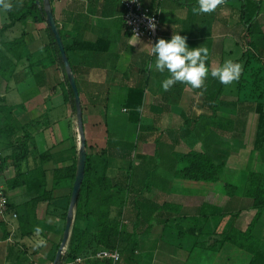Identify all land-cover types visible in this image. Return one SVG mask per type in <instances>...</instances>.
Listing matches in <instances>:
<instances>
[{"label":"trees","instance_id":"trees-1","mask_svg":"<svg viewBox=\"0 0 264 264\" xmlns=\"http://www.w3.org/2000/svg\"><path fill=\"white\" fill-rule=\"evenodd\" d=\"M49 1L51 3L52 0ZM248 1L247 3L246 0L242 16L245 25H249L246 33H252L254 30L252 24L259 14L260 6L254 0ZM8 2L12 7L8 10L7 21L0 26V79L6 83H10L14 78L16 82H20L27 77L25 69L17 72L16 64L28 59L26 24L30 21L46 23L43 0H8ZM46 32L56 57L63 64L59 47L47 23ZM246 46L238 91L232 89L231 93L226 95L225 85L211 75L208 77L210 88L201 91L213 100L212 126L221 134L228 133L243 137L248 115L251 112L256 115L252 148L245 168L240 171V182H226L223 185L224 194L227 196L225 203L214 204L202 199L197 205L186 209L182 204L172 201L165 200L158 203L155 198H146L143 193L151 189V183L148 185L142 183L156 180L158 174L156 165L153 164V167L145 172L147 175L142 177L140 164L144 162H139L136 166L133 163L135 156L140 157L136 154V143L140 141V135L136 141L109 138L106 146L99 153L89 154L86 150L84 177L74 207L67 247L61 254L60 264L72 263L77 257L84 259L82 264H151L152 260L149 257L138 252L137 236L150 233L153 223L162 226L160 236L162 240L166 237L168 238V241L164 239L166 243L170 242L168 244L179 249L186 247L188 256L198 248L201 251L219 253L229 244L246 253L247 264H264V232L258 228L264 213V172L251 168L256 152H260L264 157L262 85L264 75L260 74L258 66L252 65L253 60L259 61L255 59L253 51L258 52L260 49L252 41L247 42ZM65 77L67 83L65 98L70 103L72 114L76 116L73 90L67 74ZM130 94V107L140 109L143 92L131 90ZM221 108L227 109L228 118H215ZM14 109V105H6L5 96H0V135L8 139L10 145L14 147L8 155H3L0 151V172H3L9 163L13 167L14 174L6 179V186L9 190L23 187L28 198L20 204L11 203L9 200L8 211L17 213L19 239L37 237L35 233L40 236L44 234L43 237H48V241L50 234L54 235V238L59 237V242L56 244L50 240V248L47 252V259L53 262L65 228L77 171V157L75 156L69 165L53 167L49 176L46 165L50 162L54 163V154L50 149L39 151L34 133H30L29 130L31 127L38 128L41 125L48 127L51 123L43 117L41 120H27L18 124V119L13 115ZM221 134L213 140L219 139ZM71 149L74 150L75 145H72ZM74 153L76 154V151ZM30 157L35 160L34 167L23 170L22 164H28ZM116 159L127 161L128 166H119L116 174L112 176L110 169ZM171 164V175L175 179L217 183L224 172L227 160L226 154L206 149H190L184 153H174ZM140 176L142 182L137 181L136 177ZM168 185L167 191H171V185ZM65 186L69 187L68 193L59 194L58 190ZM39 203L46 204V216L52 220L50 223L37 219L36 209ZM126 208H129V213H134L130 222L124 220ZM250 210L254 211L250 222L245 228L238 227L236 221L239 216ZM187 217L192 219L188 220ZM56 218L63 224L55 225ZM181 221L189 222V225L179 228ZM168 228L178 229L177 233H166ZM183 238L186 242L192 241L188 246L184 241L185 246H182L180 241ZM18 244L19 242H16L15 247L18 249L14 252L15 258L10 259V263L34 264L36 259L31 261L27 256L29 252L25 248H19ZM41 247L42 244L39 248ZM100 249H117L120 259L114 263L110 259L95 258L94 254ZM38 253L33 251L31 255L37 254L40 257ZM39 257L36 258L40 260Z\"/></svg>","mask_w":264,"mask_h":264},{"label":"crops","instance_id":"crops-1","mask_svg":"<svg viewBox=\"0 0 264 264\" xmlns=\"http://www.w3.org/2000/svg\"><path fill=\"white\" fill-rule=\"evenodd\" d=\"M254 1L259 4L260 11L252 24L253 32L246 33L249 25H245L242 16L246 0H225L223 5L210 14H197L194 11L198 7V0H142L144 5L159 16V35L156 41L159 38L170 40L173 33L179 31L180 35L187 38L189 47L202 46L209 49V58L206 63L210 68L230 59V55L232 56L236 50L240 52L237 53L236 58L231 57V60L242 64L247 49L246 43L252 41L260 49L258 51L260 54L256 50L253 53L255 59L259 60H256V67L258 66L260 74L264 75V0ZM51 8L80 96L87 152L99 153L106 146L109 138L136 141L140 135L136 154L140 156L137 157L140 160L138 161L144 162L140 164L142 177L147 175L145 172H148L153 164L156 165L158 174V178L151 181V189L144 191V196L150 199L155 198L157 202L168 200L182 204L186 209L197 205L188 204L195 201L196 196H184L175 192L174 188L179 184L190 187H203L205 184L173 178L172 155L190 150L178 149L185 143V139H189L192 143V149L212 151L211 147L215 140L227 141L231 139L229 136L233 139L241 138L228 133L221 134L212 126L213 100L201 93L203 89L210 88L208 78L200 89H192L185 83H176L168 91H164L161 82L170 74L155 70L156 57L150 55L153 43L145 38H136L129 33L123 22V7L120 0H52ZM26 25L28 59L16 62L17 71L25 69V74L35 76V82L24 103L11 104L15 107L13 115L21 119L19 117L26 115L23 113L28 106H34L39 113L41 109L43 115H47L48 112L50 114L55 107L54 101L62 98L65 107L64 116L69 122V134L67 137L62 135L56 118L48 121L51 123L47 127L50 128L51 139H54L51 131L56 128L67 141L66 147L62 148L65 151L58 148L59 142L52 143L45 149H50L54 154V163L48 164L69 165L75 156L78 162L79 145L74 142L71 132L73 115L70 103L65 98L67 83L64 64L56 57L50 44L46 23L30 21ZM230 43H234L235 47L230 48ZM236 83L238 85V81ZM5 84L6 82L0 79V91L2 87L3 90L6 89ZM262 85L264 88V80ZM229 86L224 88L226 95H228ZM232 89L238 91V88ZM131 90L143 92L140 109L130 107ZM0 96L7 97V93L0 92ZM22 107L23 109H20ZM228 117L227 111L221 108L215 118ZM250 118L252 117H247V123ZM28 120L33 119L28 118ZM247 129L248 125L244 134ZM219 134L221 137L213 140ZM253 137L254 134L249 137L248 144L252 143ZM158 142L161 145L160 149L156 145ZM61 143L63 144V141ZM72 145H75L74 150L71 149ZM160 156L165 158L161 160ZM134 160L133 163L136 166L137 162ZM119 166L121 165H112L110 169L112 176L116 174ZM10 167L8 163L2 172L5 183L8 179L6 170ZM142 177H136L137 181L142 182ZM168 184L171 185V191H167ZM68 191L69 187L65 186L60 188L58 193L67 194ZM210 191L212 193L211 189ZM7 195L10 202L15 204L23 203L28 198L23 187L8 189ZM190 198L194 199L190 200ZM41 204L43 203L37 206L36 217L50 223L52 220L46 216V207L41 208ZM54 223L60 224L59 219L56 218ZM185 223V221L179 222L178 227L184 228ZM17 232V218L14 219L10 213L0 218V264H11L10 259L15 258L14 252L18 249L15 244L19 240V237H15ZM161 232L162 226L153 223L150 233L137 236L139 246L145 248L154 241H157V244L164 243L161 247L159 245L161 249L159 255L164 259L152 260L151 264H172L175 262L170 253L172 245L160 238ZM35 234L37 237L20 239L21 244L19 242L18 247L25 248L28 252L40 251V244L43 247L48 237H43L44 234L42 236ZM151 238L152 240H149ZM49 239L55 241L54 235L50 234ZM33 245H36V248ZM155 255L156 253H153V256ZM39 259L38 264H49L45 261L47 252Z\"/></svg>","mask_w":264,"mask_h":264},{"label":"rangeland","instance_id":"rangeland-1","mask_svg":"<svg viewBox=\"0 0 264 264\" xmlns=\"http://www.w3.org/2000/svg\"><path fill=\"white\" fill-rule=\"evenodd\" d=\"M7 15H8V10L5 11L3 9H0V26H2V24L7 21ZM27 39L28 38L26 36V41H27ZM229 45H230V48H233L234 43H232V44L230 43ZM238 52H240V51L236 50L232 56L230 55V59H231V57L236 58ZM252 63H253L252 65H254V66L256 65L255 60H253ZM242 65H243V63H242ZM18 71H21V70H18ZM24 72H26V70H24ZM26 75H27V77L25 79L23 78V80H21L20 82H16L15 78H14V80L10 81V83H6L5 87H6L7 91H6V89L3 90V87H2V89H1L2 91H0V92L1 93L2 92L7 93L6 105L24 103L25 99L28 98V96L31 93L30 88L34 87L35 76L32 77L29 74H26ZM237 86L238 85L236 82H234V85H232V86L230 85L229 90H228V94L231 93L232 88H238ZM54 102H55V107H54V110L52 112H50V114L48 112V114L44 116L41 113V109H40V113H39L36 110V108H34V106H28L24 109V110H26L25 113H23L26 115L23 117L22 116L19 117L21 119H18V120H20L22 123H25V121H27L28 118L33 119V120H37V119L41 120V119H43V117L46 120L56 118L59 121L58 126H59V129H60L62 135L64 137H67V135L69 134V130H68L69 122H68V120H66V117L64 116L65 107H64L62 98H58ZM20 109H23V107ZM224 111H227V109L225 108ZM248 116L249 117L251 116L252 118H250L249 123H247L248 129H247V131L243 137H241L240 139H235V138L233 139L232 137L229 136V138H231V139H228L227 141L223 140V142L215 140V142L213 143L214 145L211 147L212 151L219 152V153L223 152L224 154L226 153L227 164H226V167L224 169V172L222 173L220 180L217 183H204L205 185L203 187L202 186L201 187L200 186L199 187H190V186H187L185 184H179V185L175 186L174 190H175V192H177L179 194H182L184 196H196L195 201L188 202V204H190V206L198 204L200 202V200H202V199L205 201L207 200V201L213 202L214 204L223 205L225 203L226 196H225L224 191H223V185L226 182L233 183V182L239 181L240 171L245 168V165L247 163V159L249 157V152L252 148L251 144H248V139L250 136H252L254 134L256 115L252 114V112H251ZM71 123H72L71 132L73 134L72 136H73L74 142L75 143L77 142L79 145V134H78V130H77V119H76L75 115L72 116V122ZM18 124H20V122H18ZM37 126H35V127H37ZM29 132L35 134L34 139H35V142H36V145H37L39 151H44L49 146H51L52 143L54 144V143H58V142L60 143V144H58V148L62 149L64 147H66L67 141L64 140V138L60 135V133L56 130V128L52 129V131H51L54 134V139H51V137L49 135V134H51L50 128H47V126L41 125L38 128H34V127L32 128L31 127ZM185 140H186V141H184L185 143L183 145H181L178 149H180L182 151H184V150L186 151L187 149H192L191 147L193 145L189 141V139H185ZM62 141H63V144L61 143ZM9 142L10 141L8 139H6L4 136L0 135V151L3 155L10 154L11 151L14 149V147H12ZM156 145H157L158 149L161 148V145L159 142ZM90 146L92 147V145H90ZM91 147H90V151L92 150ZM136 147H137V145H136ZM137 149H138V147L136 148V150ZM62 150H64V149H62ZM159 155L160 154H158V156ZM162 158H165V156H160L161 160H162ZM135 160H136L137 164L140 161L138 158H135ZM161 160H159V161L161 162ZM115 161H116V163H114V164H118V165L125 166V167L128 166L127 161H122L119 159H116ZM34 164H35V160L33 159V157H30L28 164H26V163L22 164V169L24 170L27 167H29L31 169L34 167ZM63 165H65V164H63ZM55 166L59 167L61 165L60 164H56V165L48 164L46 166L49 176H51V170ZM251 168L253 170H256V171L264 172V157L262 156V154L260 152H256L254 154L252 162H251ZM6 171H7L6 172V178L7 177L9 178L10 176H12L14 174V170H13L12 166L10 167V169H7ZM2 183L4 184L5 190L8 192V188L6 186V183H5L3 177H2ZM149 183H151V181L148 180L147 183H142V184L148 185ZM210 189L212 190V193H211ZM192 199H194V198H190V200H192ZM162 202L163 201H160L158 203H162ZM45 207H46V204H44V203L41 204V208L44 209ZM253 214H254L253 210L243 212L239 216L238 220L236 221V225L240 228H245L247 226V224L250 222V220L252 219ZM133 215H134V213H132V214L129 213V208H126L125 214H124V220H127L130 222ZM114 216H115V214L113 212V217ZM59 222H60V225L63 224L62 221H59ZM188 225H189V222H186L183 227L185 228ZM258 228H260V230L262 232H264V213H263V216L261 219V224L259 225ZM177 230L178 229L168 228L166 233L171 232V234H176ZM15 237L18 238V233L15 235ZM165 238H163V240ZM166 239L168 241V238H166ZM183 239L180 241V243L182 246H185L184 245L185 238H183ZM19 240L17 242L21 243V240L20 241ZM149 240H152V238ZM146 241H148V240L146 239ZM191 241H189V242H191ZM58 242H59V237L57 236V237H55L54 243L56 244ZM189 242H186L187 246H188ZM168 243H170V242H168ZM163 244L164 243H162V242L157 244V241H154V242H152V244H149L148 246L146 245L145 248L142 246H138V252L142 253L146 257H149L151 260L164 259V258H161V255H159V252L161 251L160 247ZM173 244H176V243H173ZM159 245H160V247H159ZM33 247L36 248V245H33ZM48 247L50 248V244L46 240L44 246L42 248H39L40 251L37 250V253L39 252L41 257H42L44 254H46V252L49 251V249L47 250ZM66 247H67V245L65 246L63 251L66 250ZM30 248L34 249L32 247H30ZM185 249H186V247L179 249V248L174 247L172 245L170 253H172V256H173L172 260L175 261L172 264H177V263L178 264H247V261H248V256L246 255V253L244 251H242L236 247H233L232 245H229V244H227L219 253L210 252V251H201V249L198 248L194 252H191V254L188 256L187 251ZM153 253H156V255L153 256ZM27 256L30 257L31 261L33 259L34 260L36 259L34 264H38L39 260L36 257H39V256L37 254L31 255V252H29ZM42 261H44V260H42ZM46 261L49 264H51V263L53 264V262H51L49 259H46Z\"/></svg>","mask_w":264,"mask_h":264},{"label":"clouds","instance_id":"clouds-1","mask_svg":"<svg viewBox=\"0 0 264 264\" xmlns=\"http://www.w3.org/2000/svg\"><path fill=\"white\" fill-rule=\"evenodd\" d=\"M224 3L225 0H198V7L194 11L197 14H210ZM11 7L8 0H0V9L7 11ZM156 27V22L150 19L149 28L154 31ZM150 55L156 57L154 65L156 71L170 74L161 82L164 91H168L176 83H185L192 89H200L209 75L222 85H231L239 81L243 71V65L231 59L210 68L206 63L209 49L202 46L189 47L187 38L180 35L179 31L173 33L170 40L159 38L151 44Z\"/></svg>","mask_w":264,"mask_h":264},{"label":"water","instance_id":"water-1","mask_svg":"<svg viewBox=\"0 0 264 264\" xmlns=\"http://www.w3.org/2000/svg\"><path fill=\"white\" fill-rule=\"evenodd\" d=\"M43 3H44V11L46 14V23L50 27L55 37V40L60 50L61 59L64 64L70 86L73 90L75 108H76L77 130L79 134V156H78V162H77V171H76L75 180L72 186L70 203H69L68 210H67L66 222H65V228H64L62 240L60 242L58 250L55 254V258L53 260V264H60L61 254L63 253V250L65 246L67 245V242L70 236L71 225H72L73 217H74V207L78 200L80 187H81L83 177H84L87 152H86V139H85V134H84V126H83L82 107H81L80 96H79V92H78L77 85L75 82V78L70 69L69 60H68V57H67L60 33H59L58 26L54 19V15H53L52 8H51V3L49 0H43Z\"/></svg>","mask_w":264,"mask_h":264},{"label":"built area","instance_id":"built-area-1","mask_svg":"<svg viewBox=\"0 0 264 264\" xmlns=\"http://www.w3.org/2000/svg\"><path fill=\"white\" fill-rule=\"evenodd\" d=\"M120 3L123 7V22L129 33L136 38H145L155 43L159 35V16L154 11H151L148 6L144 5L142 0H120ZM150 19L156 22L157 27L154 31L149 28ZM8 205L9 198L5 191L4 184L2 183V172H0V218H4L8 213H10L14 219L17 218L16 212L8 211ZM94 257L110 259L115 263L120 259V254L117 249H100L94 254ZM83 260L82 257H77L69 264H82Z\"/></svg>","mask_w":264,"mask_h":264}]
</instances>
